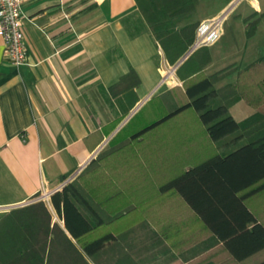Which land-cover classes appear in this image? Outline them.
I'll use <instances>...</instances> for the list:
<instances>
[{
  "label": "crops",
  "instance_id": "obj_1",
  "mask_svg": "<svg viewBox=\"0 0 264 264\" xmlns=\"http://www.w3.org/2000/svg\"><path fill=\"white\" fill-rule=\"evenodd\" d=\"M234 1L197 0L193 13L178 19L176 25L182 27L221 15L225 18ZM246 1L256 15H264V0ZM245 8L241 7L239 19L251 16ZM192 16L194 20L185 22ZM22 30L28 59L18 67L4 56L0 36V216L42 200L51 213V221L57 222L73 240L50 201L51 193L65 184L59 177L70 174L67 179L73 178L146 100L181 81L175 74L176 67L169 74L171 65L135 0H29L23 6ZM206 50L207 64L228 57L227 47L219 39ZM130 66L140 79L135 88L137 102L113 131L95 145L96 138L91 133L109 124L121 111L108 87ZM190 121L167 120L136 138L132 148L118 153L117 200L94 203L101 207L105 223L91 237L114 234L117 243L104 252L116 254L119 259L128 255L127 264H170L174 258L168 255L190 252L193 257L189 259L195 258L196 264L264 261V249L236 261L216 243L177 193L159 194L162 182L231 147L226 144L228 137L218 142L209 140L198 119L191 122L200 126L205 136L191 135ZM206 139L211 144L208 149L202 145ZM190 157L195 161L189 162ZM262 195L264 190L249 196L245 204L264 222ZM116 211L123 215L111 221V214ZM191 223L203 235L200 238L196 233L181 239L182 233L178 232L186 231ZM175 235L181 242L172 240ZM206 238L210 246H205ZM171 264L190 263L185 258Z\"/></svg>",
  "mask_w": 264,
  "mask_h": 264
},
{
  "label": "trees",
  "instance_id": "obj_2",
  "mask_svg": "<svg viewBox=\"0 0 264 264\" xmlns=\"http://www.w3.org/2000/svg\"><path fill=\"white\" fill-rule=\"evenodd\" d=\"M135 1L167 63L175 65L191 46L199 23L177 27V21L193 13L197 0ZM254 28L255 23L246 24L248 36ZM206 49L194 50L176 66L180 85L146 100L74 179L51 193L50 201L73 240L57 222L51 221L44 201L13 208L0 216V264H127L128 255L119 259L116 254L104 252L117 243L114 234L91 237L105 223L101 207L94 203L117 200L120 151L132 148L136 138L165 121L190 114L204 126L209 140L218 142L228 137L226 144L231 147L162 182L159 194L177 193L216 243L236 261L264 249V222L245 204L249 196L264 190V114L255 112L237 121L229 113L239 100L250 107L264 105V56L236 67L235 80L217 88L215 83L231 70L205 74L203 67L209 61ZM139 83L138 74L130 66L108 87L121 111L109 124L91 133L96 138L95 145L133 109ZM69 175H61L60 182ZM120 215L123 212L116 211L110 220Z\"/></svg>",
  "mask_w": 264,
  "mask_h": 264
},
{
  "label": "rangeland",
  "instance_id": "obj_3",
  "mask_svg": "<svg viewBox=\"0 0 264 264\" xmlns=\"http://www.w3.org/2000/svg\"><path fill=\"white\" fill-rule=\"evenodd\" d=\"M246 2H247L246 0H235L231 4L229 11L227 12L224 21L222 23L219 41L221 42V44L227 47L228 57L223 60L217 58L203 67L205 73L207 74L224 69L231 70L227 75H225V77H222V79H220L218 82L215 83L216 87L228 82H232L235 79L236 67L241 68L247 65L249 62L253 61L254 59L264 56V15H256L254 13L255 10L251 9L249 4H246ZM243 6H246L245 10L246 12L248 11V13H251V16L245 19H239L240 16H238V13H240L241 7ZM194 19H195L194 16H192L188 20L186 19L185 22L192 21ZM248 23H255L254 31L249 36L247 35L246 32V24ZM172 67L173 66H171L170 68L168 67L169 74L170 71L172 72ZM231 107L232 108L229 109L231 114L234 116V118H236L239 121L255 112L264 114V105H261L259 107H250L247 104H245L242 100L237 101ZM181 118L182 117L178 119ZM186 118H188V120L191 121L195 119L192 114L186 115L185 119ZM191 121L189 123L190 124L189 133L191 135L196 134L200 138L201 137L203 138V136L205 135L202 134V128L200 126L196 127L195 125H193ZM202 145L207 149L208 146H211L210 142L207 139H206V144H202ZM192 147L193 146L190 144V148ZM194 161L195 160H193V158L190 157L189 162L192 163ZM71 179H74V177ZM71 179H67L65 180V182ZM189 225L190 226L187 228L186 231L184 230L182 232H178V233H182L181 239L185 236H189V237L195 236L196 233H199L201 238V236L203 235L202 230L199 227H197V225L194 223H191ZM181 239L178 240V235L172 237V240L174 242L177 241L178 243L181 242L180 241ZM205 246H210V240L208 238L205 239ZM167 257L174 258V260L170 262V264L173 263L174 261L176 262V261L184 260L185 258H188L190 264H196V262H194L195 258L189 259L190 257H193L191 252L187 254L168 255ZM155 264H161V262L156 261Z\"/></svg>",
  "mask_w": 264,
  "mask_h": 264
},
{
  "label": "built area",
  "instance_id": "obj_4",
  "mask_svg": "<svg viewBox=\"0 0 264 264\" xmlns=\"http://www.w3.org/2000/svg\"><path fill=\"white\" fill-rule=\"evenodd\" d=\"M29 0H0V36L3 54L13 66L27 63L28 51L22 30L23 6ZM224 15L202 20L198 23L186 57L194 50L209 46L219 39Z\"/></svg>",
  "mask_w": 264,
  "mask_h": 264
},
{
  "label": "water",
  "instance_id": "obj_5",
  "mask_svg": "<svg viewBox=\"0 0 264 264\" xmlns=\"http://www.w3.org/2000/svg\"><path fill=\"white\" fill-rule=\"evenodd\" d=\"M186 58V54H184L181 58H180V60L173 66V69L177 66V65H179L184 59ZM66 183V182H65Z\"/></svg>",
  "mask_w": 264,
  "mask_h": 264
}]
</instances>
